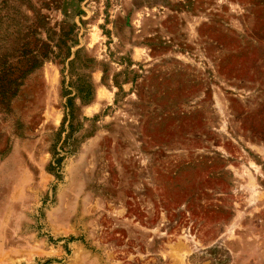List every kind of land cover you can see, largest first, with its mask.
I'll use <instances>...</instances> for the list:
<instances>
[{
    "label": "rangeland",
    "instance_id": "374dc122",
    "mask_svg": "<svg viewBox=\"0 0 264 264\" xmlns=\"http://www.w3.org/2000/svg\"><path fill=\"white\" fill-rule=\"evenodd\" d=\"M0 264H264V0H0Z\"/></svg>",
    "mask_w": 264,
    "mask_h": 264
}]
</instances>
